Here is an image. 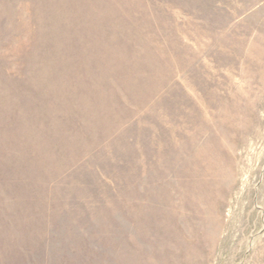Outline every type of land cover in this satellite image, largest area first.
<instances>
[{
  "label": "rangeland",
  "instance_id": "obj_1",
  "mask_svg": "<svg viewBox=\"0 0 264 264\" xmlns=\"http://www.w3.org/2000/svg\"><path fill=\"white\" fill-rule=\"evenodd\" d=\"M0 264H264V0H0Z\"/></svg>",
  "mask_w": 264,
  "mask_h": 264
}]
</instances>
